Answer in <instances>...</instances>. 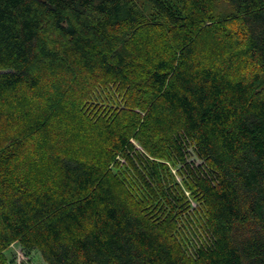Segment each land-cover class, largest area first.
<instances>
[{
	"label": "trees",
	"instance_id": "obj_1",
	"mask_svg": "<svg viewBox=\"0 0 264 264\" xmlns=\"http://www.w3.org/2000/svg\"><path fill=\"white\" fill-rule=\"evenodd\" d=\"M221 1L230 14L215 13ZM66 71L78 76L55 79ZM80 76L117 85L145 116L102 120L93 150L68 147L59 103ZM6 117L23 140L0 134V250L17 242L47 264H264V0H0ZM139 126L203 202L194 256L108 170L114 153L132 156Z\"/></svg>",
	"mask_w": 264,
	"mask_h": 264
},
{
	"label": "rangeland",
	"instance_id": "obj_2",
	"mask_svg": "<svg viewBox=\"0 0 264 264\" xmlns=\"http://www.w3.org/2000/svg\"><path fill=\"white\" fill-rule=\"evenodd\" d=\"M215 6V13L218 15L231 13V9L224 1L217 3ZM64 72L57 74L58 76H55V79H59L61 76L67 83H70L72 81L71 77L78 76L77 74L70 75L68 71ZM76 80L75 89L72 92L74 96H66L65 99L69 98V101L59 103L62 106L60 108L62 118L59 121L66 122V124L69 122L68 125L70 124L67 127V134L61 137V139L66 140L68 147L78 145L84 152L93 150L91 148H95V146H92V141L90 142V136H92L90 132L93 134V131L95 133L98 130L100 131L102 127L100 122L102 120L114 125L123 112H133L141 117L145 116V111L129 106L128 93L121 90L117 85L110 82L93 83V81L90 82L81 76ZM51 84L46 79L44 90L41 89L40 91L43 94L44 92L50 94L49 103L57 96L59 90L58 88L51 90ZM23 91H26V89ZM2 109H11L13 113H16V119L22 120L23 115L20 113V109L16 107L5 108L4 106ZM70 114L74 116V119L66 120L67 118L69 119ZM9 118L11 117H6L0 124V134L7 132L16 141L23 140L18 129L13 132L9 131L18 121L11 125ZM18 123L21 122L18 121ZM140 126L136 128L129 140L132 145V156L127 159L124 155L125 153H114L108 164V170L118 178L126 192L129 193L135 203L143 208V211L159 221L170 219L173 222V233L183 249L188 255L194 256L195 250L202 246L206 240L203 230V221L205 219L203 202L193 189L188 178L181 171L180 166L165 153L161 152L159 144L155 142V138L146 137V141L149 144V147H146L144 138L139 135ZM53 130H55V127H53ZM96 136L97 134L94 137ZM40 139V137H36L35 142L38 143ZM95 140L99 141L100 138L97 137ZM2 142L4 146H7L10 140L3 137ZM19 142L21 144V141ZM21 146L23 148L19 153L20 161L26 163L30 156V150L27 147L28 145L23 144ZM148 165L154 166L157 172L156 176L149 175L146 172ZM24 167L27 168V166ZM25 170L27 172L30 171L29 169ZM0 263L47 264L38 251L25 250L17 242L0 250Z\"/></svg>",
	"mask_w": 264,
	"mask_h": 264
}]
</instances>
